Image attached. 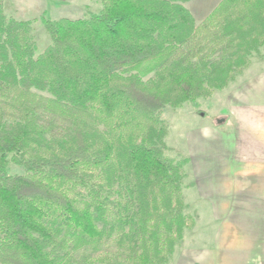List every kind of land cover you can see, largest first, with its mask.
<instances>
[{
  "label": "trees",
  "instance_id": "obj_1",
  "mask_svg": "<svg viewBox=\"0 0 264 264\" xmlns=\"http://www.w3.org/2000/svg\"><path fill=\"white\" fill-rule=\"evenodd\" d=\"M31 20L0 3V264H165L189 216L185 160L166 155V106L223 89L264 45V0H100ZM151 74L146 80L143 77ZM21 173H11L9 166Z\"/></svg>",
  "mask_w": 264,
  "mask_h": 264
},
{
  "label": "rangeland",
  "instance_id": "obj_2",
  "mask_svg": "<svg viewBox=\"0 0 264 264\" xmlns=\"http://www.w3.org/2000/svg\"><path fill=\"white\" fill-rule=\"evenodd\" d=\"M51 1L0 0L6 15L32 21L36 53L50 43L42 15L78 18L102 6L100 0H68L52 9ZM219 1L185 6L199 23ZM160 116L166 155L185 160L182 198L189 216L165 264H264V45L226 87L196 105L166 106ZM9 171L22 172L15 165ZM104 256L132 264L110 242L92 253Z\"/></svg>",
  "mask_w": 264,
  "mask_h": 264
},
{
  "label": "crops",
  "instance_id": "obj_3",
  "mask_svg": "<svg viewBox=\"0 0 264 264\" xmlns=\"http://www.w3.org/2000/svg\"><path fill=\"white\" fill-rule=\"evenodd\" d=\"M66 2H68V0H52L51 2H50V8H54L55 7V5H57V4H59V5H63V4H65ZM246 258H248V257H246Z\"/></svg>",
  "mask_w": 264,
  "mask_h": 264
}]
</instances>
